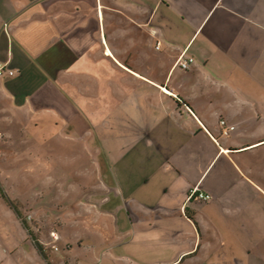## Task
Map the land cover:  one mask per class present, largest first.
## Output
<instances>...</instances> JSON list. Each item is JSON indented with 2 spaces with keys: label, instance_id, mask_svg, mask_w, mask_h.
Listing matches in <instances>:
<instances>
[{
  "label": "crops",
  "instance_id": "crops-1",
  "mask_svg": "<svg viewBox=\"0 0 264 264\" xmlns=\"http://www.w3.org/2000/svg\"><path fill=\"white\" fill-rule=\"evenodd\" d=\"M180 58L194 61L187 75L202 76L205 96L180 93L183 74L171 86ZM0 63L15 73L0 79V146L32 148L9 128L53 112L54 96H82L87 111L94 96L100 117L110 102L111 124L135 130L126 175L127 155L115 165L118 205L133 214L120 253L144 264H264V0H0ZM220 122L234 128L227 138ZM192 190L213 199L188 202ZM4 227L0 245L25 242ZM23 248L13 264L39 262L40 246Z\"/></svg>",
  "mask_w": 264,
  "mask_h": 264
},
{
  "label": "rangeland",
  "instance_id": "rangeland-1",
  "mask_svg": "<svg viewBox=\"0 0 264 264\" xmlns=\"http://www.w3.org/2000/svg\"><path fill=\"white\" fill-rule=\"evenodd\" d=\"M174 69L177 71L171 86L183 74L180 93L205 96L200 93L199 85L204 86L200 74L187 75L189 71H182L177 65ZM62 88L71 95L67 85ZM71 89L77 94L78 86ZM58 97L45 101V106L55 102L53 112L28 117L30 121L19 133H13L14 126L8 127L9 135L21 136L17 138L21 141L32 136V148L24 143L14 147L13 139L8 146H0V151L6 153L0 164V189L9 197L0 195V220L5 224L7 221V227L1 230L6 236L20 234L26 238L25 242L13 238L0 245L6 260L1 264L19 262V252L26 251L25 244L35 249L40 246L43 251L39 262L33 258L28 264H144L120 253L126 246L121 243L126 241L121 225L131 221L133 214L129 213L132 218L128 219L126 208L118 205L120 178L114 175L117 161L125 155L123 174L126 173L129 145L136 143L135 130H119L111 124L105 116L113 111L110 102L102 101L100 117L94 96H87L91 98L86 102L89 111L82 107V96H64L63 102ZM197 105L206 107L207 102ZM257 154L262 157L259 167L264 172V147ZM13 208L21 211L23 221L16 218ZM41 217L44 225L34 228Z\"/></svg>",
  "mask_w": 264,
  "mask_h": 264
},
{
  "label": "built area",
  "instance_id": "built-area-1",
  "mask_svg": "<svg viewBox=\"0 0 264 264\" xmlns=\"http://www.w3.org/2000/svg\"><path fill=\"white\" fill-rule=\"evenodd\" d=\"M159 48L157 47L156 50H158ZM194 61L192 59H186L183 60L182 58H180L177 61V67L182 70V71H188L190 69V67L193 65ZM15 76V73L8 70L6 65L1 64L0 63V79L4 78V77H8V78H12ZM220 126L223 127V131H222V136L224 138H227L230 134V132L233 131V128H226V124L225 122H220ZM196 200L200 203H207L212 201L213 196L211 194H204L201 193L199 191L196 190H192L189 194H188V202H191L193 200ZM53 239H55V237L53 236Z\"/></svg>",
  "mask_w": 264,
  "mask_h": 264
},
{
  "label": "trees",
  "instance_id": "trees-1",
  "mask_svg": "<svg viewBox=\"0 0 264 264\" xmlns=\"http://www.w3.org/2000/svg\"><path fill=\"white\" fill-rule=\"evenodd\" d=\"M8 78V77H7ZM14 209V208H13ZM24 224H25V222H24Z\"/></svg>",
  "mask_w": 264,
  "mask_h": 264
}]
</instances>
